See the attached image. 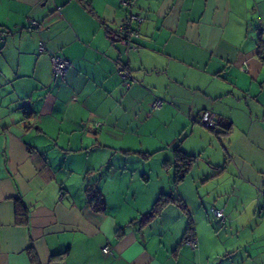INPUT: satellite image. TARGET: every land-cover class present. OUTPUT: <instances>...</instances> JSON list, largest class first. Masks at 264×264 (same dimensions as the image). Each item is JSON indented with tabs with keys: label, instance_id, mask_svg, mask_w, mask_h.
Listing matches in <instances>:
<instances>
[{
	"label": "crops",
	"instance_id": "1",
	"mask_svg": "<svg viewBox=\"0 0 264 264\" xmlns=\"http://www.w3.org/2000/svg\"><path fill=\"white\" fill-rule=\"evenodd\" d=\"M121 1L0 0V264H264V0H137L127 56ZM177 151L207 162L175 183ZM215 178L223 204L191 213ZM161 195L184 209L141 225Z\"/></svg>",
	"mask_w": 264,
	"mask_h": 264
},
{
	"label": "built area",
	"instance_id": "2",
	"mask_svg": "<svg viewBox=\"0 0 264 264\" xmlns=\"http://www.w3.org/2000/svg\"><path fill=\"white\" fill-rule=\"evenodd\" d=\"M136 1L137 0H122L120 2L121 6L125 9L129 10L128 15L125 19L116 27L115 31H113L110 34L111 40L113 42L119 43L122 45L125 49V55H128V52L132 45V40L136 36V28L135 25L141 24L143 22V18L136 13H133L132 9L136 7ZM29 27L28 29H35L38 27V22L35 20H29L28 21ZM0 40H2V36H0ZM42 49V46L40 45V48ZM51 65H52V76L59 80H64L67 76V73L71 67L68 60L65 58L59 56V55H53L51 57ZM118 72L123 81L125 82L126 88H129L131 85V82L128 81L130 75L128 71L126 70V67L123 65H119ZM134 82V81H132ZM130 84V85H129ZM163 102L161 100H156L152 104V108L154 110H159L162 106ZM216 117L210 112H205L200 122L207 128H213L216 125ZM96 128L100 127V124L95 125ZM213 215L217 218L223 221L224 214L222 210H212ZM188 246L191 247V249L196 248V241H194L192 238L186 240L185 242ZM103 254H110V248L104 247L102 249Z\"/></svg>",
	"mask_w": 264,
	"mask_h": 264
},
{
	"label": "trees",
	"instance_id": "3",
	"mask_svg": "<svg viewBox=\"0 0 264 264\" xmlns=\"http://www.w3.org/2000/svg\"><path fill=\"white\" fill-rule=\"evenodd\" d=\"M259 56L261 59H264V51H261L259 53ZM217 124V119L215 120ZM216 126V125H215ZM213 129V128H212ZM195 157L189 156L187 154H184L180 151H177L175 155V164H174V172H175V177L174 181L175 183L180 182L183 180L185 175L188 173L190 167L194 163ZM90 199L96 200L97 196H92ZM99 200L97 204L101 205V199ZM168 204H176L184 209V205L181 200L173 198L171 195H161L153 204L151 210L146 213L145 215H142L140 218V224L141 225H146L149 222H151L153 219L158 217L162 210L167 206ZM15 205H16V213H17V223L18 224H27L28 223V216H27V209L24 203L20 198L15 199ZM102 209V208H101ZM193 229L191 224H188L187 231L184 235V241L190 239L193 237Z\"/></svg>",
	"mask_w": 264,
	"mask_h": 264
},
{
	"label": "rangeland",
	"instance_id": "4",
	"mask_svg": "<svg viewBox=\"0 0 264 264\" xmlns=\"http://www.w3.org/2000/svg\"><path fill=\"white\" fill-rule=\"evenodd\" d=\"M205 152H206L205 154H209L208 151H205ZM186 154H188V153H186ZM221 158L224 159V161H227L226 160L227 158H226V155H225L224 152H223V155H222ZM195 159H196V161L194 163L195 166H194V168L192 170V174L188 176V180L191 179V176L193 175V171H196V169L198 167H200L201 164L203 165V163L206 164V162H207L206 161V155H204V153H200V156H196ZM230 162H231V160H230ZM260 163H261L260 166H261L262 170H264V155L260 156ZM227 165H229L228 169L230 171V169H232V165H231V163H229ZM217 184L220 185V184H223V183L220 180H218V178H215V179H213L211 181H208L203 186H201L199 188L197 199H195V197H193V198L187 197V199H184L186 205L191 210V213L194 212L195 208H198V206H200V208H202L204 210L206 209V211H207L208 209H210L212 207L213 203H216V202L219 201V203L223 204L225 199H220L221 198L220 195L219 196L217 195V189H216V186H215Z\"/></svg>",
	"mask_w": 264,
	"mask_h": 264
}]
</instances>
